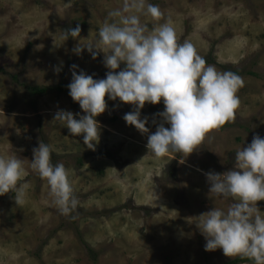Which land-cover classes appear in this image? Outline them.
<instances>
[{"label": "rangeland", "instance_id": "rangeland-1", "mask_svg": "<svg viewBox=\"0 0 264 264\" xmlns=\"http://www.w3.org/2000/svg\"><path fill=\"white\" fill-rule=\"evenodd\" d=\"M252 250L264 0H0V264H229Z\"/></svg>", "mask_w": 264, "mask_h": 264}, {"label": "trees", "instance_id": "trees-1", "mask_svg": "<svg viewBox=\"0 0 264 264\" xmlns=\"http://www.w3.org/2000/svg\"><path fill=\"white\" fill-rule=\"evenodd\" d=\"M209 63L208 61H201V62H194V63H182L179 68L183 71H191L196 70L198 68H203L204 66H207ZM134 77H144L146 73L144 72H132L130 73ZM236 75H241L242 73H239L235 71ZM154 79V77H152ZM83 84H76L73 86H66L64 84H60L58 87H55L54 89L57 90L59 93H67L69 95H73L74 91L77 89L82 88ZM48 89H40V88H32V95L37 94H44ZM198 120L204 121L205 119L201 115H194ZM209 122V121H207ZM264 260V251L259 250H252L249 251L247 254L237 258L235 261H233L234 264H257L259 261ZM229 263V264H233Z\"/></svg>", "mask_w": 264, "mask_h": 264}, {"label": "flooded vegetation", "instance_id": "flooded-vegetation-1", "mask_svg": "<svg viewBox=\"0 0 264 264\" xmlns=\"http://www.w3.org/2000/svg\"><path fill=\"white\" fill-rule=\"evenodd\" d=\"M173 164L175 165V167L173 166V175L174 173H176V166H178V161L173 162ZM176 178H174L173 180L176 181L177 180V176H175Z\"/></svg>", "mask_w": 264, "mask_h": 264}]
</instances>
